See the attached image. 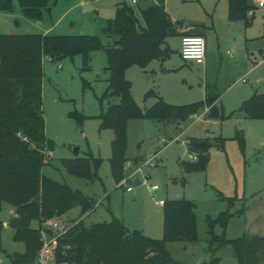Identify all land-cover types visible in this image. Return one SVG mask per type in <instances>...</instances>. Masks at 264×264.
I'll use <instances>...</instances> for the list:
<instances>
[{"label":"rangeland","instance_id":"374dc122","mask_svg":"<svg viewBox=\"0 0 264 264\" xmlns=\"http://www.w3.org/2000/svg\"><path fill=\"white\" fill-rule=\"evenodd\" d=\"M117 1L100 0V18L105 12L110 13ZM126 1L139 19L140 10L155 3V0H137V4ZM165 8L172 22L178 23L177 32L191 31L197 24L211 26L215 22L214 30L210 32V28L207 33L206 64L198 66L183 61L179 56V36L169 37L166 40L168 59L155 60L145 69L132 66L126 71L132 99L144 111L156 101L155 97L144 99L148 90L173 106L201 102L205 94L217 95L220 113L225 117L233 114L223 121L210 120L205 117L206 108L179 125L146 119L129 121L127 161L142 164L152 156L154 161L153 166H146L138 173L147 186L134 187L128 180L119 187L109 166L113 134L99 129L98 117L110 104L118 102L117 98H103L109 78L104 52L92 53L85 69L79 55L59 62L44 58V133L55 147L48 153L49 164L43 166L42 174L95 199L94 210L83 217L84 224L109 222L114 217L130 230L146 236L157 235L154 239H161L163 235L162 208L156 202L190 200L196 206L198 242L168 244L170 257L178 264H211L214 259L215 264H236L229 245L214 254L208 251L207 219H214L221 212L236 214L243 209V215L230 218L225 229L216 225L213 233L230 240L243 235L264 236V120L247 119L237 112L253 93L264 94V10H257L254 18L248 17L251 24L244 25L227 21V0H165ZM0 16L1 34L21 33L23 28L15 27L18 19L15 14ZM96 36L107 43L102 32ZM71 113L82 117L81 124L70 117ZM236 131L242 132L243 148L235 139ZM218 138L224 140L222 149L214 147ZM190 139L210 145L204 172L184 174L180 168L181 161L191 160L186 146ZM71 146L79 148V157L90 155L101 160L96 179L87 181L66 173L61 160L73 157ZM126 175L128 172L124 171ZM153 185L158 189L150 192L148 187ZM127 186L134 187L132 192H126ZM10 211V206L1 205L0 264H10V255L25 251L24 244L13 239L14 230L8 225L13 217ZM80 219L79 209L74 208L58 222L68 228ZM32 226L36 228L37 224L33 222ZM41 236L50 237L49 234Z\"/></svg>","mask_w":264,"mask_h":264},{"label":"trees","instance_id":"16d2710c","mask_svg":"<svg viewBox=\"0 0 264 264\" xmlns=\"http://www.w3.org/2000/svg\"><path fill=\"white\" fill-rule=\"evenodd\" d=\"M56 0H0V12L11 13L14 2L22 14L39 21L44 11H49ZM228 20L249 25L248 12L254 8L251 0H227ZM126 1L116 5L114 17L107 21L102 36L92 35H0V209L7 204L13 210L8 225L14 230L13 239L22 242L25 251L9 256L10 264H34L42 245L41 227L48 220H60L70 210L79 209L78 221L72 222L67 231L56 241L54 264H178L169 255L170 243H197L195 204L186 199L165 200L162 205V238L152 239L139 231L128 229L124 223L112 217L109 222L91 224L87 228L83 217L94 210L96 201L72 190L42 174L55 143L45 136L42 115V62L46 58L59 62L79 55L83 68L89 65L90 55L103 51L105 70L109 74L103 98H117L99 117V129L110 130L111 175L118 185L124 178L127 147V124L132 120H151L158 123L177 124L208 109L206 119L225 117L216 106L217 95L187 105L166 104L153 90L144 99L155 97L157 101L142 111L131 96V84L126 79L128 68L145 69L152 61L169 58L166 40L173 36H201L198 32H177L178 23L172 22L164 8V0L140 10ZM202 37V36H201ZM237 112L247 119L264 120V94L253 95L242 102ZM81 124L82 117L71 113ZM235 139L244 147L242 132L236 131ZM224 140L216 139L214 147L223 148ZM190 139L186 146L193 161H181L184 174L204 172L209 154L208 142ZM101 163L98 158L71 157L61 160L66 173L87 181L97 178ZM221 212L214 219H207L208 251L214 254L229 245L236 264H260L264 262V236L243 235L226 239L213 233L216 225L225 229L230 218L243 215ZM35 222L37 227H33ZM50 234L49 231H46ZM216 259L211 264H215Z\"/></svg>","mask_w":264,"mask_h":264},{"label":"crops","instance_id":"0c3cea01","mask_svg":"<svg viewBox=\"0 0 264 264\" xmlns=\"http://www.w3.org/2000/svg\"><path fill=\"white\" fill-rule=\"evenodd\" d=\"M122 1L120 0L117 1L114 4V7L112 8L111 12L110 13L105 12L102 18H100V14H102L100 12L102 10V6L98 4L100 3V0L98 1L97 0H56L54 3H51L49 11H44L42 13V18L39 21H34V20L26 18L22 14V11L20 10L16 2H14V9L11 13L0 12V15L7 14L11 17L13 14H15V16H17L18 18L15 20V27L23 28L22 31H19L21 33L4 34V35L40 34V35H92V36H96L97 33L102 32L107 21L114 17L116 5L121 3ZM154 4H156V0ZM164 8H165V0H164ZM165 11H166V8H165ZM256 11L257 10H254L253 14L248 17L254 18ZM227 14H228V3H227V8H226L227 21L229 23H241L239 21L237 22L229 21ZM214 24H215L214 21L211 23V26L204 25V24H201V25L197 24L195 29H192L191 31H186L189 33L198 32L204 38V64L198 65L195 63L198 66H204L206 64V61H207V33H209L210 28H211L210 32L214 30ZM26 30H30V31H26ZM29 32H32V33H29ZM186 32H179V33L185 34ZM0 35L2 34L0 33ZM180 38L181 37L179 36V40ZM189 156H191V160L189 161H193L194 160L193 155L189 154ZM131 181L133 182V180ZM137 182L139 181L136 180V183ZM160 200L165 201L164 199H160ZM159 206H161L162 208V205H159ZM10 212L14 214L12 209ZM3 225L7 226L6 223H4ZM149 236L152 239L158 238L157 235H149ZM247 236L251 237L252 235H247Z\"/></svg>","mask_w":264,"mask_h":264},{"label":"built area","instance_id":"2783aa9c","mask_svg":"<svg viewBox=\"0 0 264 264\" xmlns=\"http://www.w3.org/2000/svg\"><path fill=\"white\" fill-rule=\"evenodd\" d=\"M132 4H136L137 0H131ZM254 8L248 12V16H251L254 10H264V0H251ZM179 56L183 61H191L198 65L204 64V38L197 35L183 36L180 38ZM154 156L147 158L142 164L140 162L127 161L124 164V171L128 172L118 186H124L126 181L133 180L138 176V173L146 166H153ZM139 178V177H138ZM139 185H146L145 180H140ZM147 186V185H146ZM134 187L127 186L126 192H131ZM150 192L156 191L158 188L156 185L148 187ZM164 201L159 200L156 202L158 205H163ZM43 227V228H42ZM41 234H47L49 231V239L42 237V245L38 251L35 264H54L55 261V248L57 239L62 236L68 228L59 223L57 220H48L42 224Z\"/></svg>","mask_w":264,"mask_h":264},{"label":"water","instance_id":"95a60500","mask_svg":"<svg viewBox=\"0 0 264 264\" xmlns=\"http://www.w3.org/2000/svg\"><path fill=\"white\" fill-rule=\"evenodd\" d=\"M201 145H204V143L201 142ZM70 151H71V153L73 154V157H77L78 154H79V148H78V147L71 146ZM136 180L139 181L138 176H136V177L133 179V186H134V187H136V186H138V185L140 184V182H137V183H136ZM87 228H90V225H87Z\"/></svg>","mask_w":264,"mask_h":264}]
</instances>
